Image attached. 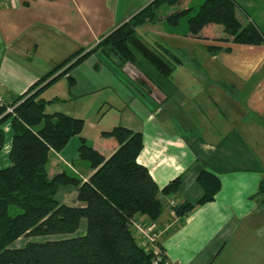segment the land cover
Wrapping results in <instances>:
<instances>
[{
	"label": "crops",
	"instance_id": "crops-1",
	"mask_svg": "<svg viewBox=\"0 0 264 264\" xmlns=\"http://www.w3.org/2000/svg\"><path fill=\"white\" fill-rule=\"evenodd\" d=\"M151 1L3 0L1 105L8 107L69 55L80 49L89 50ZM236 2L237 18L242 23L251 21L264 31V0ZM168 12L136 31L155 52L164 48L177 56L172 62L165 60L172 69L170 77L160 76L145 59L142 62L136 57L137 68L144 71L145 77L144 92L139 89L142 97L118 90L120 94L113 101L116 109L110 112L108 123L91 124L96 131L94 136H90L91 128L84 125L81 136L107 157L117 143L101 137V131L122 125L140 132L143 147L137 162L148 169L159 188L181 176L178 192L168 196L178 204L193 203L201 197L203 191L196 177L202 170L215 174L220 189L213 200L196 206L183 219L172 218L165 205L155 220L158 227H167L159 238L165 264H249L254 258L248 253L252 251L250 242H260L264 248V204L259 193L264 176V44L190 38L186 26L166 25ZM179 42H186L194 50H183ZM207 45L222 49L210 53ZM101 56L113 70L109 73L112 80L123 82L116 75L121 67L119 59L95 52L71 71L75 79L71 88L63 75L51 84H60V93L46 96L51 85L42 92L45 100H52L45 106L46 113L62 112L78 118L90 114L86 101L84 105L77 102L89 93L83 84L101 80ZM128 64L133 66L122 65L125 72ZM83 71L88 77L82 76ZM129 80L125 78L128 84ZM104 104L113 107L109 102ZM3 132L5 136L4 129ZM11 138L12 134L4 137L0 168L10 164ZM79 143V137L73 136L60 152L51 154L50 176L68 169L86 181L92 169L76 161ZM55 198L68 206L81 203L77 187L71 184L60 186ZM80 227L85 231L86 218H82ZM252 231L257 237L252 236ZM41 238L20 237L13 247Z\"/></svg>",
	"mask_w": 264,
	"mask_h": 264
},
{
	"label": "trees",
	"instance_id": "trees-1",
	"mask_svg": "<svg viewBox=\"0 0 264 264\" xmlns=\"http://www.w3.org/2000/svg\"><path fill=\"white\" fill-rule=\"evenodd\" d=\"M182 1L186 0H152L95 46L72 53L37 80L8 106L12 107L11 112L0 105V151L4 144L1 125L5 120L10 119L12 131L10 164L0 168V264H153L154 258H158L157 264H165L159 238L167 227L162 228L152 248L146 250L129 222L139 219L154 224L166 201L171 200L168 196L178 192L181 176L159 188L148 169L137 162L143 147L142 134L122 125L100 132L101 137L117 143L115 150L105 157L81 136L82 118L62 112L46 113L45 106L52 100H45L41 94L63 75L71 88L75 83L71 71L95 52L114 55L120 66L134 65L140 55L160 76L170 77L172 69L165 60L172 62L177 56L164 48L155 52L136 31L137 27L159 19L157 12L163 6L170 9L165 16L170 25L176 26L185 17L187 37L264 44V31L251 21L242 23L237 18L236 0H187L178 9ZM213 24L222 27V36L206 34L204 30ZM221 49L206 46L210 53ZM138 79L144 86V77ZM73 136L80 140L77 159L86 161L92 169L86 181L65 170L48 174L51 154L60 152ZM196 181L203 191L201 197L193 203L185 201L169 207L175 214L172 218L183 219L196 206L213 200L220 189L219 178L207 170H202ZM69 184L77 187L80 205L68 206L55 198L57 189ZM259 193L264 204V176ZM82 218H86L85 233L75 234ZM20 237L42 238L13 247L12 243Z\"/></svg>",
	"mask_w": 264,
	"mask_h": 264
},
{
	"label": "rangeland",
	"instance_id": "rangeland-1",
	"mask_svg": "<svg viewBox=\"0 0 264 264\" xmlns=\"http://www.w3.org/2000/svg\"><path fill=\"white\" fill-rule=\"evenodd\" d=\"M198 1V0H197ZM182 4H180L179 8L178 6H174L178 9L182 8L187 2L186 1H182ZM168 6H163L160 9H158L157 14L159 16H164L165 13L168 11ZM177 9V10H178ZM190 14H193L190 13ZM166 25L168 26H172L170 25L169 22L166 23ZM185 26V17L181 18L179 23L174 26V27H179V26ZM208 28H206L204 31L206 32V34L209 32V36H222L223 33V29L220 25L217 24H213L211 26H207ZM141 29V28H140ZM139 29V30H140ZM141 31V30H140ZM179 44L181 45L183 50H194L193 48L189 47L186 42H179ZM136 57H138L142 62H145L144 58L141 57L140 55H137ZM103 56H101L100 60H101V80H95L94 82H91L89 84H83L82 88L86 89L88 93L87 96H85L83 99L79 100L77 102V104H82L84 105V102L86 101V107L89 109H91V111H89V115H85L83 116L84 118H82L84 120V125L85 128L89 129V127L91 128V132H90V136H94V134H96L95 129H93L91 127L92 125H96L98 123V126L101 125H106L109 121V116H110V112L114 109H116V107L113 105V101L115 100V95H119V91L122 93H127L128 92L132 95H138V98H141L142 96L141 91L144 92L145 90V86H143V83L141 82L140 78L142 75V72H144L142 70V72L139 70L138 64L136 63L135 65H127V71L125 72L124 69H122V66L119 68H117V76L122 77L123 78V82L119 83V82H115V80L113 79V76H111L109 73H113V70L109 67V64L106 62V60H103ZM105 67H107L108 69H106ZM82 76L84 77H88L87 72L83 71L82 72ZM131 78V80H129V84L125 81V78ZM142 77H144L142 75ZM145 79V77H144ZM117 80V77H116ZM101 84V87L98 88L97 86ZM105 84V85H104ZM60 84H56L54 87L52 86L49 90H47L46 92V96H52L53 94H58L61 92V86H59ZM50 87V86H49ZM48 87V88H49ZM97 88V89H96ZM127 89V90H126ZM141 91H140V90ZM128 91V92H127ZM104 102H109L112 104V109L108 108L107 104H104ZM5 131V138L7 136V134H12L11 133V128H10V120L7 119L3 122V124L1 125ZM113 126H117V125H113ZM84 128V129H85ZM112 128V127H111ZM108 130V129H107ZM79 163H84L81 164L80 166L82 167H86L89 168V164L86 161L83 160H76ZM68 171V169H66ZM167 201H166V206H167ZM170 207V206H168ZM252 221V220H251ZM255 228V227H254ZM85 231H82L81 227L77 229L76 233H81ZM83 233V234H84ZM252 236L257 237V235L254 233V231H252ZM251 247L248 253L254 255V258L250 259L252 262L249 264H264V248L262 246V244L260 242L257 241H251ZM13 246V243H12Z\"/></svg>",
	"mask_w": 264,
	"mask_h": 264
},
{
	"label": "built area",
	"instance_id": "built-area-1",
	"mask_svg": "<svg viewBox=\"0 0 264 264\" xmlns=\"http://www.w3.org/2000/svg\"><path fill=\"white\" fill-rule=\"evenodd\" d=\"M3 0H0V3ZM0 105H1V99H0ZM12 107L7 108V112H11ZM168 206L174 207L177 205V202L174 200H169ZM172 216H175L174 212H171ZM129 226L131 227L134 235H136L139 238V243L142 247H144L146 250H150L160 234L163 232L162 228L158 227L155 224H151L149 222H144L139 219H131L129 222ZM158 258H154L152 263L157 264Z\"/></svg>",
	"mask_w": 264,
	"mask_h": 264
}]
</instances>
